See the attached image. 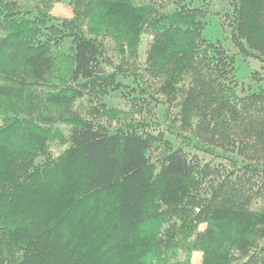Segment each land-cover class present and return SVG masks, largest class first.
<instances>
[{
  "label": "trees",
  "instance_id": "16d2710c",
  "mask_svg": "<svg viewBox=\"0 0 264 264\" xmlns=\"http://www.w3.org/2000/svg\"><path fill=\"white\" fill-rule=\"evenodd\" d=\"M60 1L0 0V264H171L180 251L203 252L202 264H264V86H245L230 51L204 36L208 2L71 0L74 18L50 25ZM223 1L222 24L234 47L260 63L253 75L260 84L264 0ZM65 35L73 40L69 55L54 50ZM113 35L123 39L122 53L151 39L144 68L132 73L144 94L166 106L165 123L182 146L168 144L154 158L161 139L149 124L124 112L118 126H105L95 108L92 118H66L69 147L37 166L48 154L46 135L9 108L27 105L30 88L45 91L57 60L65 66L62 89L50 94L96 102L134 66L130 55L110 62L106 38ZM106 63L115 73L104 74ZM18 147L9 162L7 152ZM66 167L64 176L77 177L71 180L90 188V197L115 198L114 225L126 238L109 255L92 229L76 240L71 221L82 205L70 207V183L58 189L54 180ZM154 203L160 209L153 212ZM149 214L155 225L146 230Z\"/></svg>",
  "mask_w": 264,
  "mask_h": 264
},
{
  "label": "rangeland",
  "instance_id": "374dc122",
  "mask_svg": "<svg viewBox=\"0 0 264 264\" xmlns=\"http://www.w3.org/2000/svg\"><path fill=\"white\" fill-rule=\"evenodd\" d=\"M209 4L210 13L205 20L206 31L204 36L207 39L213 41L220 40L224 47L227 48L235 59L236 77L245 84V86L251 87L253 90H258L260 86H264V80L258 84L253 79L255 72L260 71V63L252 58L244 57L241 52L234 47L230 41V31L223 26L221 21V12L226 7V3L223 0H206ZM197 1L196 4H198ZM51 15L54 21L50 24H57L62 20H69L74 18V5L71 0H63L53 5L51 9ZM87 33H90V27L86 26ZM123 39L113 35L106 38V44L108 46L109 60L114 65L123 64L122 54L130 55L131 61H134V66L131 65L130 70L124 72L122 75H118L113 79V84L108 87L106 93L95 102L87 103L84 99L78 98L77 95H51L52 92H59L62 89V78L64 77L63 69L65 66L63 62L57 60L54 72L47 78L45 91L40 89L30 88L29 101L27 105H12L9 109L13 114H21V118L24 120L32 121L31 124L42 130L47 138L48 154L46 157H38L36 165L41 166L45 164L49 159L60 156L68 147L69 143L67 139L70 135V126L65 124L66 118L74 117L76 114H81L84 118L94 117L91 110L97 108L103 111L98 117L100 123L105 126H118L121 123V113L127 112L130 118L134 121H144L155 136H159L160 142L156 143V152L153 157H159L161 154L168 153L167 145L169 144L172 149L180 148L182 143L174 135L170 133V127L165 123L166 106L158 99L152 98L143 92L142 84L132 73V68H144V59L150 48L151 39L144 37L138 42L135 40L132 43L130 51L127 53L121 52V46ZM73 48V40L70 36H62L59 43L55 47V51L65 55H69ZM114 67L112 68L108 63L103 68L104 74L106 72L112 74L115 73ZM141 70V69H140ZM146 83L152 86L151 79L145 76ZM23 92V91H22ZM22 92L18 97H23ZM44 92L46 95H43ZM2 109V108H1ZM178 110H172L169 114L168 120L173 122V115ZM11 113V114H12ZM176 128H180L179 123H175ZM182 129L184 133H188L187 129ZM155 130V131H154ZM185 134V135H186ZM188 136V135H186ZM158 139V140H159ZM22 147L18 149H12L7 152V156L10 158L9 162L15 161L19 156V152ZM185 152L193 153L191 149H184ZM21 156V155H20ZM206 162L210 161V158L201 155ZM19 168L22 163H19ZM12 167L15 170L18 169ZM11 168V169H12ZM68 168L54 175V180L58 189L65 188L64 182L70 183V186L66 192L65 197L69 198L68 205L74 207L76 204L82 205L81 209L77 212L76 218L71 221V224L77 234L76 240H82L83 231L88 228L92 229L94 239L100 244V252H104L107 255L113 252L114 246L116 248L121 245L126 236L123 230L116 228L114 214L115 210V198L113 195L107 197V199L94 198L91 196V189L88 188L80 180H71L77 177H66ZM14 174V173H13ZM66 175V176H64ZM56 177V179H55ZM70 178V179H69ZM154 210L160 209L157 204L153 205ZM152 214H149V217ZM150 222L146 224V230L152 228L155 225L153 217H150ZM153 219V220H152ZM149 227V228H148ZM116 228V229H115ZM206 229V225L200 227L201 231ZM77 230V232H76ZM144 231L148 234V231ZM226 231V230H225ZM230 233V232H229ZM227 235V234H226ZM229 241L228 238L224 239V245ZM117 251V249H116ZM173 258L171 264H185L189 259L191 264H202L204 259V253L201 251L184 252L180 251L177 255L172 254Z\"/></svg>",
  "mask_w": 264,
  "mask_h": 264
}]
</instances>
